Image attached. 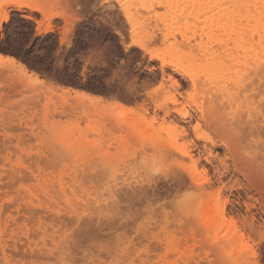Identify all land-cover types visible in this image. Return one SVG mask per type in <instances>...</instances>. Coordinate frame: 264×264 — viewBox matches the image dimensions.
Returning a JSON list of instances; mask_svg holds the SVG:
<instances>
[{
	"label": "rangeland",
	"instance_id": "1",
	"mask_svg": "<svg viewBox=\"0 0 264 264\" xmlns=\"http://www.w3.org/2000/svg\"><path fill=\"white\" fill-rule=\"evenodd\" d=\"M23 1L57 16L47 22L37 11L0 6V54L25 69L0 63V264H264V78L256 134L243 124L232 141L202 128L217 147L193 176L212 186L210 217L223 204L225 221L203 217L188 160L148 156L155 133L163 142L175 137L159 131L161 111L150 124L149 93L158 105L192 115L198 106L216 118L211 84L193 89L184 75H173L180 88L159 81L163 62L196 73L218 61L212 51L222 59L214 40L224 29L213 38L195 26L220 4L183 19L177 9L186 0ZM125 8L136 32L156 36L147 54L130 46ZM242 42L237 34L229 52Z\"/></svg>",
	"mask_w": 264,
	"mask_h": 264
},
{
	"label": "bare ground",
	"instance_id": "2",
	"mask_svg": "<svg viewBox=\"0 0 264 264\" xmlns=\"http://www.w3.org/2000/svg\"><path fill=\"white\" fill-rule=\"evenodd\" d=\"M131 1L132 0H130V2ZM206 4L220 5L217 7L218 11L215 12V14H211L207 17H199L195 26L200 30H209L213 38L216 37L215 35L216 33H219V30L224 29V33L222 34L224 39L221 40L220 36L219 40H214L217 48L219 47L218 49L222 50L219 52V54L221 53L223 55V57L221 56L222 59L219 58L220 56L217 55L218 53L214 54L212 51L213 58H215V61H218L212 63L209 70L201 69L199 70L200 72L196 73L190 72L189 69H180L177 65L163 62L160 67L161 78L159 82L160 84H163L167 77L166 79L169 83L171 82L176 88H180L179 83H176L173 75H184L188 78L187 81L193 89L201 88L200 86L204 87L206 84L209 86V84H211L208 90L210 91L208 94V100L210 106H213V112L215 113L216 118L208 119L204 111L199 110L198 106H196L198 114L192 115L188 111L158 105L155 99L156 97L154 98L152 95L156 92L149 93V101L150 104L153 105V107H151L153 117L150 115V124L157 122L156 119L159 116H157V111H161L162 118L159 120H161V125L163 126L159 125V131L163 133H174L175 137L173 139L170 137L169 141L163 142L159 139H155L158 137L155 133L156 136L153 135L152 143L148 146V156L150 154V158L159 156L160 158L165 159L179 156L180 163H185V161L188 160L190 163V169L186 174L191 185L195 188L197 196L203 199V217H206V219L209 220L220 219L225 221L226 213L223 204L219 205L216 208L213 217H210V206L208 202H205L207 199H210L212 195L207 192L209 186H204L203 184L196 182L193 175L201 161H204L208 165L210 164V157L213 155V150L217 147L216 141L212 140L209 136L203 135V127L210 126L215 132L232 137V141L235 140V138L237 139V137L240 138L239 135H241V131L238 126L243 124L247 126L246 128L248 129L246 130H248L249 136L257 133L256 122L258 115L261 114L258 99L260 95L259 89L260 83L264 78V0H186L182 4L180 3L179 8L177 9L179 12L178 15L183 17V19H187L186 17L188 16L192 17L191 14H193L199 6H204ZM0 6H13L17 9L28 8L37 11L44 16L47 22L57 16L53 10H50V6H48V8L47 5H34L31 2L23 0H0ZM242 9H247L248 11H246V13H241L240 11H242ZM122 12L126 20L130 21V46H136L147 54L148 45L149 43L151 44L155 42L156 36L154 33L146 31L147 28L145 27L142 28L145 32H142L141 34L136 32V16L134 17L135 14H132L131 8L130 15L127 8L123 9ZM3 19L6 20V17ZM149 19L150 18L148 17L147 21ZM237 19L246 22L245 25H242L241 29H239L241 24L239 26L237 25L239 24L236 22ZM143 20L145 21V19ZM49 31H51V28L47 24L42 32L46 33ZM237 34L242 35L243 42L240 46L239 52L233 54L229 52L228 42L231 39H236ZM188 40H185L187 45L186 50L191 53L194 45H190ZM183 44H185V42H183ZM219 50H217V52ZM0 63L7 64L16 69L19 68L22 71L25 70L22 65L9 56H3L0 54ZM167 65H169L172 75L166 74L165 69ZM208 86L206 85V87ZM72 93L78 97L76 99L79 100L102 101L99 97L84 95L79 91H73ZM171 99L176 103L174 97H171ZM115 105L117 104L115 103ZM149 108L148 110H150ZM141 109H143V107ZM143 110L144 112H149L145 108ZM168 124H174L175 127L173 125V128L167 126ZM159 131L157 130V132ZM200 141H202V143H200ZM201 165L200 167L203 166ZM180 168L185 170L183 164L180 165ZM225 171L223 172L225 173ZM224 173H220V175L224 176ZM211 187H209V189ZM229 224H232L231 226L234 230L233 234H236L237 229L235 228L234 222L229 221ZM230 236H225L226 240H228L227 238H232ZM239 237L242 238V235H239ZM255 257L256 255L252 254V258L255 259ZM248 264H250V262ZM251 264L257 263L253 261Z\"/></svg>",
	"mask_w": 264,
	"mask_h": 264
}]
</instances>
